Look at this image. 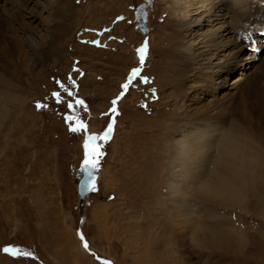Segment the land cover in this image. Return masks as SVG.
<instances>
[{
	"label": "rangeland",
	"instance_id": "374dc122",
	"mask_svg": "<svg viewBox=\"0 0 264 264\" xmlns=\"http://www.w3.org/2000/svg\"><path fill=\"white\" fill-rule=\"evenodd\" d=\"M3 1L0 94L8 102L0 123V264H264V239L260 236L264 232V168L259 195H251L243 212L220 210L211 204L209 208L217 213L212 218L196 211L192 215L194 220L201 217L217 227L228 219L226 226L238 229L243 240L226 249L214 244L199 249L189 235L188 224L170 222L171 228H167L166 222L157 226L146 219L140 227L137 218L133 232L127 231L126 226L134 223L137 214L141 218L145 208L143 204L130 208L128 204L134 203H129L126 193L131 187L124 180L137 157H156L174 140H182L184 125L197 118L203 107L218 119L236 118L240 99L235 97L234 105H225V115L214 104L230 87L247 56L254 67L237 94L246 96L250 105H264V32L254 35L256 43L237 38L244 47L239 66L230 68L218 90L212 86L216 81L207 79L214 67L199 79L208 80L209 90L188 89L195 84L180 71L182 59L173 56L175 50H185L184 44L196 41L187 38L183 42L180 32L173 34L182 12L175 13L172 8H180L184 0H150L145 35L137 31L134 17L144 0ZM256 5L264 7V0H257ZM252 20L256 23L257 19ZM118 24L122 27L115 28ZM209 29L204 23L198 33L203 36ZM145 42V63L125 92L122 85L141 67L138 49ZM186 53L180 54L181 58ZM227 54L228 50L220 52L219 62ZM160 57L168 58L171 73L157 64ZM56 92L60 93L59 103L53 96ZM77 100H83L87 110L77 105ZM113 100H118L115 107L119 114L115 116L110 111ZM37 103L47 107L38 109ZM113 119L108 142L96 141L104 153L95 181L97 190L90 193L81 213L76 180L87 135H103ZM79 121L87 124L86 133L70 131ZM259 131L261 136L256 133V139H264V128ZM260 146L264 155V143ZM130 209L135 213H128ZM122 214L131 215L123 219ZM146 223L151 235L162 230L159 234L163 236L157 241L146 238ZM81 234L89 245L87 250ZM236 237L229 241L234 243ZM5 248L31 256H13Z\"/></svg>",
	"mask_w": 264,
	"mask_h": 264
},
{
	"label": "bare ground",
	"instance_id": "6f19581e",
	"mask_svg": "<svg viewBox=\"0 0 264 264\" xmlns=\"http://www.w3.org/2000/svg\"><path fill=\"white\" fill-rule=\"evenodd\" d=\"M2 1L0 0V6H2ZM179 1L177 0V3ZM256 1L199 0L193 3L190 0H184L180 1L182 2L180 8H172V10H176L175 13L182 12V17L176 23L179 25H174L173 34L180 32L183 42L187 38L190 41L195 38L197 41L201 37L199 43L195 44L196 41L192 40L193 43L184 44L182 47L185 50H181L182 53L177 52L178 50L174 51L173 56L177 60L182 59L180 71L187 73L195 84L194 87L187 86L188 89L209 90L208 78L216 81L212 82V86L214 85L216 90L223 86L221 83L223 77L230 68L237 67L239 57L244 49L237 43V38L243 37L255 42L257 40L254 38L257 36L254 35H257V32H264V7H258ZM147 11L149 12V8ZM163 13V11L160 12V14ZM252 19H257L256 23H253ZM204 23L210 29L206 31L205 35L200 36L202 34L198 32ZM117 27L120 28L122 25L118 24L115 28ZM175 28H179V30ZM223 50H228V54L219 62V53ZM186 51L189 54L186 53L187 56L181 58L180 54L183 55ZM177 55L180 57L177 58ZM162 58H159L157 64H163V70L171 73L170 65L166 62L168 58L165 60V57ZM248 58L250 56L241 60L245 61L244 63L240 61L236 77L233 78L232 83L228 84L230 87L222 94V97L216 99L214 104L217 108H221L225 115L223 111L225 105L232 103L235 97L240 99V109L236 108V112L240 113H237L236 118L232 117L230 121L225 116L218 119L210 115L208 107H203V112L197 118L184 125V130L181 132L182 140H174L168 149H163V154H158L156 157L154 154L143 155L132 161L135 167H129L132 172L124 179L126 185L131 187L126 193L127 198L131 201L129 203H134V206L128 205L134 209L143 204L145 211L140 212L143 214L141 218L138 214L135 216L134 223H129L126 226L127 231L133 232L139 223L137 222V218H139L141 219L140 227L145 225L143 220L146 219L151 225L156 224L157 226H160L161 222H166L167 228H171L170 222H176L178 226L188 224L189 235L192 237L193 244L199 249H206L210 244H214L219 249H226L235 245L237 240L241 242L243 238L241 232L233 227L234 230L232 225L226 226L229 222L228 219L224 220V225L217 227L207 223L201 217L194 220L192 215L195 211L199 214L208 213L210 217L216 215V211L209 208L211 204L220 210L233 209L243 212L249 205L248 201L251 195L256 197L259 195L258 186L259 183H263L261 170L264 168V155L260 144L263 145L264 139H256V133L259 134V130L264 128V105L263 103L259 105L258 102L250 105L246 96L237 94L239 86L251 74L250 71L254 67L251 66V62H247L250 60ZM215 60L217 63L214 64ZM253 61L254 59H252ZM259 66L257 65V69ZM212 67L215 70L209 74L211 76L207 77V81L204 78V80H199L201 75L207 74V71ZM7 102V98L0 94V123L4 119ZM228 112L231 114L233 110ZM218 116L220 115L218 114ZM250 117L251 120L248 119ZM251 128L254 130L252 131ZM85 202L83 201L82 207H79L81 213ZM133 209H130L128 213H135L132 212ZM131 214H122V218L125 219ZM157 216L160 219L157 220ZM147 226L146 223V228H143L144 234L147 233L146 238H155L154 240L157 241V237L163 236L159 234L162 230L157 231L158 234L151 235V230ZM136 235L141 237L143 233H136ZM234 235L237 237L235 242L231 243L229 240L233 239L231 236ZM260 236L264 239V232Z\"/></svg>",
	"mask_w": 264,
	"mask_h": 264
},
{
	"label": "snow or ice",
	"instance_id": "6c2138e0",
	"mask_svg": "<svg viewBox=\"0 0 264 264\" xmlns=\"http://www.w3.org/2000/svg\"><path fill=\"white\" fill-rule=\"evenodd\" d=\"M77 2L79 3L80 0H77ZM119 19L122 20L124 18L120 17ZM147 52H148V45H147V42H145L143 47L138 49L139 61H140L141 67L134 69L133 72H132V76L129 79V82L124 84V85H122V88L124 89L125 92H127L128 88H129V85L132 83V80H134L137 76L140 75L142 67H143V65L145 63V60H146ZM70 81H71V78H70ZM57 83L59 84L60 82L57 81ZM71 83L73 84V86H75V81H71ZM60 87H61V89H63V91L67 92L68 95H70V96L73 95V93L70 92L63 84H60ZM53 96L56 98L58 103L61 102L60 93L59 92L53 93ZM117 102H118V100H113L112 101L113 107L110 110L111 113L114 116L119 114L117 108L115 107ZM76 104L79 105V106H84L85 110H87V107H86V105H84V101L83 100H77ZM36 106H37L38 109H43V108L47 107V105H43V104H40V103H37ZM114 124H115V120L113 119L112 122L107 127V130L105 131V133L103 135L99 136V137L96 136V135H87V138H86V141H85V144H84L85 159H84V161L82 163L81 172H82V174L84 176L87 177L84 187L88 191L95 192L97 190L96 183H95V178H96L95 174L99 171L100 159L104 155V153L102 151H100V145H98L96 143V141L100 140V141H103V142L107 143L109 138H110V136L113 133ZM70 131H72L73 133H78V132H85L86 133L87 132V124H85L82 121H79L78 122V126L71 127ZM80 239L83 242L84 248L87 250L89 245H88L87 241L84 239V236L82 234L80 235ZM4 251L6 253H10L13 256H19V255L31 256V253H28V252L21 253L19 249L5 248ZM106 264H111V262H106Z\"/></svg>",
	"mask_w": 264,
	"mask_h": 264
},
{
	"label": "water",
	"instance_id": "95a60500",
	"mask_svg": "<svg viewBox=\"0 0 264 264\" xmlns=\"http://www.w3.org/2000/svg\"><path fill=\"white\" fill-rule=\"evenodd\" d=\"M150 5H151L150 0H144V3L139 5L136 8L135 13H134V17H135V21H136V28L140 33H142L144 35L147 32V29H146V22H147V15H148L147 8H149ZM84 159H85V155H84V158L81 161V163L77 169V196H78L79 207H82V202L83 201L85 202L88 195L92 192V191L86 190L84 187L86 179H87V177L84 176L81 172L82 163H83ZM95 176L97 178V173L95 174ZM96 178H95V181H96ZM84 205H85V203H84Z\"/></svg>",
	"mask_w": 264,
	"mask_h": 264
}]
</instances>
